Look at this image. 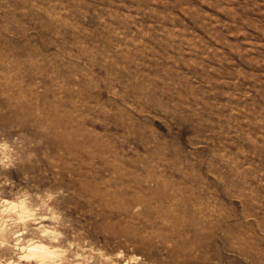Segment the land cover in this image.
<instances>
[{"label": "rangeland", "instance_id": "1", "mask_svg": "<svg viewBox=\"0 0 264 264\" xmlns=\"http://www.w3.org/2000/svg\"><path fill=\"white\" fill-rule=\"evenodd\" d=\"M0 264H264V0H0Z\"/></svg>", "mask_w": 264, "mask_h": 264}, {"label": "clouds", "instance_id": "2", "mask_svg": "<svg viewBox=\"0 0 264 264\" xmlns=\"http://www.w3.org/2000/svg\"><path fill=\"white\" fill-rule=\"evenodd\" d=\"M5 204V208H4V212L7 213H16L20 220L23 221L25 219H31L33 216V213L29 212V210L25 207L24 202H20L19 204H15V203H9L8 201H4ZM45 235H47V233H45ZM22 259H24L22 257Z\"/></svg>", "mask_w": 264, "mask_h": 264}]
</instances>
